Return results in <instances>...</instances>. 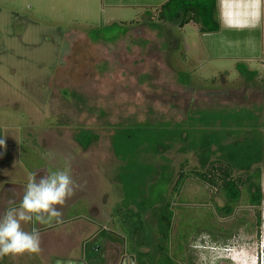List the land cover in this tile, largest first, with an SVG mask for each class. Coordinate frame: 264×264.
Returning <instances> with one entry per match:
<instances>
[{
    "label": "rangeland",
    "instance_id": "rangeland-1",
    "mask_svg": "<svg viewBox=\"0 0 264 264\" xmlns=\"http://www.w3.org/2000/svg\"><path fill=\"white\" fill-rule=\"evenodd\" d=\"M137 1L155 2L0 0V137L15 157L0 167L11 165L12 176L67 169L77 187L57 206L61 220L91 243L99 229L114 230L113 206L123 205L112 175L116 131L184 125L179 141L155 148L151 163L157 175L165 167L171 180L142 200L150 205L142 213L148 245L156 211L168 203L169 251L178 244L182 250L176 264H264L262 209L249 206L245 194L224 215L217 212L224 205L218 188L194 176L170 193L179 172H204L219 147L250 149L264 136V3L261 32L200 34L191 23L181 29L160 23L150 5L129 7ZM238 65L254 74L241 76ZM262 148L253 151V160L261 154L253 165L238 153L243 166L233 165V177L263 171ZM164 192L167 199H158ZM105 250L106 264H114L117 251Z\"/></svg>",
    "mask_w": 264,
    "mask_h": 264
},
{
    "label": "trees",
    "instance_id": "trees-1",
    "mask_svg": "<svg viewBox=\"0 0 264 264\" xmlns=\"http://www.w3.org/2000/svg\"><path fill=\"white\" fill-rule=\"evenodd\" d=\"M154 11L157 12L156 19L160 23L174 26L177 29L191 23L199 27L198 32L200 34H212L220 30L216 0H167ZM94 38L95 41L100 39L96 33ZM237 70L245 78L254 74L242 65H238ZM261 86L264 90V75ZM181 131H185L184 125L172 128L169 125H159L155 128L138 125L118 129L113 137L114 156L118 162L116 164L117 180L123 197V205L115 206L116 216H112L114 228L119 230L118 236L113 241L121 243L125 239L126 252L129 256L136 257V264H176L177 254H182L179 244L176 251L173 253L169 251L168 242L172 212L169 210L170 205L168 203L160 206L156 211L157 228L151 250L142 254L138 251L140 246L142 248L149 246L144 234L142 213L146 212L150 205L145 204V201L142 200L150 199L153 196L154 188L158 189L157 187L160 185L169 186L171 180V174L165 167L160 168V173L157 175L155 165L151 163L155 158L154 156L158 154L155 148L157 145L165 148L166 142L175 143L179 141L178 137ZM82 138L85 140L84 136L80 137V139ZM192 144L195 145L196 143L193 141ZM217 145L219 146L218 143ZM249 147L250 149H238L236 151L228 146L219 147L218 157L204 169V172L198 170H190L185 174L183 171L179 172L170 193L172 190L178 192L188 176H194L199 181L218 188L224 199V205L218 208L217 212L224 215H229L241 196L245 194L249 206L261 207L262 209V221L260 220V213H258L257 224L258 226L262 225L264 238V185L261 182L262 179L264 182V170L261 171L257 167L250 173L249 171L245 172L243 178L241 176L233 177L232 167L233 165L243 166L241 159L244 161L246 159L251 160V165L260 159L261 154L257 160H253V151L262 152L264 136L252 142ZM238 153L241 155V159L238 157ZM262 167L264 169V164ZM155 174L158 177H155ZM148 184H151L149 188ZM158 199H167L166 192ZM211 228L210 225H207L204 229L211 231ZM187 238H189L187 234L182 233L180 236L181 241H186ZM170 254L173 259L169 256ZM87 261L89 262V258ZM90 264L92 263L90 262Z\"/></svg>",
    "mask_w": 264,
    "mask_h": 264
},
{
    "label": "crops",
    "instance_id": "crops-1",
    "mask_svg": "<svg viewBox=\"0 0 264 264\" xmlns=\"http://www.w3.org/2000/svg\"><path fill=\"white\" fill-rule=\"evenodd\" d=\"M154 1L153 6H151V4L146 5L144 2L137 1L138 4L133 3L132 6L129 7H147L150 5V7L155 9L167 0ZM216 1L220 31L223 30L224 32L234 33L239 30L249 29L254 31L259 30L261 32L264 0ZM261 42L263 43V36ZM251 60L252 58H247L248 62H251ZM7 166L8 165L0 170V215H2L7 208L14 204H18L20 200L14 199L12 191L17 186L13 185L14 179L12 173L15 169L13 172H8L9 168ZM20 172L28 179L29 175L27 174V171H21L20 169ZM65 224L66 225L63 227L61 226V228L56 227L55 223L52 224L51 227L39 224L33 225L31 223L23 225L22 227L25 231H31L33 227H36L39 230V253H24L0 257V264H90V262L96 264V261L102 255V247L104 246L106 249L104 240L109 239L107 238V235L98 231L95 236L91 238L93 241L90 243L78 230L69 228L68 223ZM83 237L85 239H83ZM78 253L82 256L80 260L76 257ZM85 254H89L87 255L89 262L86 260ZM117 264H121V262H118Z\"/></svg>",
    "mask_w": 264,
    "mask_h": 264
},
{
    "label": "clouds",
    "instance_id": "clouds-1",
    "mask_svg": "<svg viewBox=\"0 0 264 264\" xmlns=\"http://www.w3.org/2000/svg\"><path fill=\"white\" fill-rule=\"evenodd\" d=\"M4 147V139L0 137V149ZM75 187L67 169L49 171L39 180L35 174H30L18 204L0 215V257L38 254L39 230L33 227L31 231H25L22 226L31 223L51 227L53 223H62V213L57 206H62L73 195Z\"/></svg>",
    "mask_w": 264,
    "mask_h": 264
},
{
    "label": "flooded vegetation",
    "instance_id": "flooded-vegetation-1",
    "mask_svg": "<svg viewBox=\"0 0 264 264\" xmlns=\"http://www.w3.org/2000/svg\"><path fill=\"white\" fill-rule=\"evenodd\" d=\"M0 152H1V156H0V160L2 161V164L5 163H11L12 164V159H13V162H15V157L13 155V153H7L6 150H3V149H0ZM12 157V159H11ZM8 166H11L9 164H7ZM60 167V166H59ZM65 167V166H64ZM3 167H0V170H2ZM115 165L113 167V170H114V174L113 177H116L117 178V175L118 173H116V169H115ZM15 169V168H14ZM41 168H38V169H35L36 172H32L31 169H29V172L27 173L28 175L30 174H35L36 176V179L39 180V178L43 175H46L48 173L47 169H42L40 171ZM58 170V169H57ZM13 185H17L15 189H13V195H14V199H21L22 196H23V193H24V186L27 182V178L26 176H24V174L22 175L20 171H18L14 176H13ZM115 207L113 206V209L114 210ZM112 213V212H111ZM68 219V218H67ZM67 219H65V223L68 222ZM65 223H60L62 224L63 226H65L66 224ZM114 225V224H113ZM99 232H103V234L107 235V240H104V244L106 245V250L105 252H109V250L111 251V248L112 249H115L117 251V254L115 256L116 258V261L114 262V264H117L118 262H121V264L124 262V261H127L129 264H136V260L135 258L136 257H131L127 254L126 252V249H127V244H126V240L123 239L121 241V243L119 242H113L114 239H116V236H118L119 234V230L118 229H115L114 230H108V229H99ZM120 237V235H119ZM106 242V243H105ZM107 244H108V247H107ZM85 247V246H84ZM151 247L152 245L148 246V247H144L142 248L141 246L138 248V251L140 252V254L142 253H146L147 251L151 250ZM104 249V246L102 247V251ZM119 252L121 253V255H119ZM108 254H106V256L104 255V253L100 256V258L96 261V264H106V260L109 261V259L107 258ZM111 258V257H110ZM142 260V259H141ZM83 262V261H82Z\"/></svg>",
    "mask_w": 264,
    "mask_h": 264
}]
</instances>
